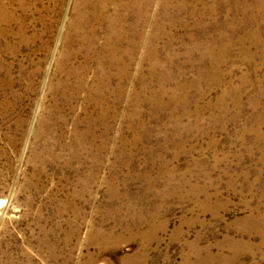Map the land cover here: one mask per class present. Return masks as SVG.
Returning a JSON list of instances; mask_svg holds the SVG:
<instances>
[{
  "label": "rangeland",
  "instance_id": "obj_1",
  "mask_svg": "<svg viewBox=\"0 0 264 264\" xmlns=\"http://www.w3.org/2000/svg\"><path fill=\"white\" fill-rule=\"evenodd\" d=\"M85 1L0 0V264H264L261 0Z\"/></svg>",
  "mask_w": 264,
  "mask_h": 264
},
{
  "label": "bare ground",
  "instance_id": "obj_2",
  "mask_svg": "<svg viewBox=\"0 0 264 264\" xmlns=\"http://www.w3.org/2000/svg\"><path fill=\"white\" fill-rule=\"evenodd\" d=\"M85 1V0H84ZM88 1V0H87ZM98 1V0H97ZM103 2L102 3H104V2H107V0H102ZM111 1V0H110ZM85 3H86V1H85ZM260 3H263V5H264V1H260ZM88 4V3H87ZM87 4H85V5H87ZM91 4V3H90ZM100 4V3H99ZM92 5V4H91ZM95 5V4H94ZM103 6H104V4H102ZM129 5H137V6H139V8H140V14L142 15V17L145 19L146 17H147V15H148V11H149V0H130V3H129ZM93 7V6H92ZM255 7V6H254ZM94 8V7H93ZM260 8H264V6L263 7H256L255 8V11H258V10H262V9H260ZM96 15H97V17L99 18V19H102L103 18V16H104V13H102V11H99V12H96ZM259 15V14H258ZM259 18L260 19H262L263 20V22H264V15H262V14H260L259 15ZM117 26H121L120 24H118ZM257 34H258V32H256ZM210 44V46L209 47H212V48H210V50H212L213 49V44H214V42L213 41H211V42H209ZM208 47V48H209ZM210 53V52H209ZM129 65V64H128ZM217 81H218V79H219V77L217 76Z\"/></svg>",
  "mask_w": 264,
  "mask_h": 264
}]
</instances>
